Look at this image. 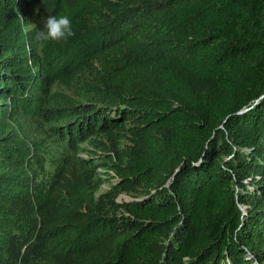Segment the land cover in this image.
<instances>
[{
	"label": "trees",
	"instance_id": "1",
	"mask_svg": "<svg viewBox=\"0 0 264 264\" xmlns=\"http://www.w3.org/2000/svg\"><path fill=\"white\" fill-rule=\"evenodd\" d=\"M0 264H264V0H0Z\"/></svg>",
	"mask_w": 264,
	"mask_h": 264
},
{
	"label": "rangeland",
	"instance_id": "2",
	"mask_svg": "<svg viewBox=\"0 0 264 264\" xmlns=\"http://www.w3.org/2000/svg\"><path fill=\"white\" fill-rule=\"evenodd\" d=\"M91 77L92 69L83 73L80 79L77 78L72 86L68 87L61 84V88L65 90L68 95L76 96L78 85L88 81ZM12 135L15 136L17 142H20V145L29 143L33 140H43L47 138V132L43 126L39 125L35 121L25 119H22L14 125ZM120 146L126 149L128 147V140L123 139L120 143ZM89 154L91 153L87 151L79 152V157H83V159H85L83 162L85 164L87 163L86 165L93 166L92 169L89 170L90 176L80 174L79 178L71 177V181L69 183L72 187L73 193H79L89 202L90 200H93L94 202H99L102 200L101 202L104 203L103 200L107 198V194L112 191V187L119 182V179L116 177L114 170L110 167H106V165L103 163L95 166L93 163L96 161V159L88 157ZM98 156L109 158L111 155L108 154L105 156ZM138 192H140L138 189L134 190L133 192L122 191L116 197V202L122 205L125 202L133 201L135 200L134 193ZM118 212H124V208L120 206Z\"/></svg>",
	"mask_w": 264,
	"mask_h": 264
},
{
	"label": "clouds",
	"instance_id": "3",
	"mask_svg": "<svg viewBox=\"0 0 264 264\" xmlns=\"http://www.w3.org/2000/svg\"><path fill=\"white\" fill-rule=\"evenodd\" d=\"M74 35L72 21L67 15L48 16L44 26L34 35L38 49L44 48L48 42H60Z\"/></svg>",
	"mask_w": 264,
	"mask_h": 264
}]
</instances>
